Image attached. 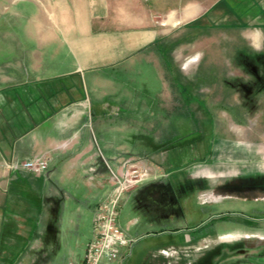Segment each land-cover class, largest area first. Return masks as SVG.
<instances>
[{
	"label": "rangeland",
	"instance_id": "obj_1",
	"mask_svg": "<svg viewBox=\"0 0 264 264\" xmlns=\"http://www.w3.org/2000/svg\"><path fill=\"white\" fill-rule=\"evenodd\" d=\"M40 7V0H0V68L7 73L13 71L18 58L40 59L42 51L38 75L76 68L75 50L70 45L42 47L36 29L43 19ZM205 26L196 22L166 31L160 44L139 53L145 58L81 72V86L87 87L92 103L96 99L108 102L103 135L97 115L89 117L95 131L94 146L101 147L115 170L110 155L119 147L123 153L130 145L140 146L133 142L144 134L148 136L141 139L145 138L143 146L148 149L151 137H159L157 142L165 149V155L160 154L164 162L159 178L162 183H172L176 195L170 218H160L149 206L137 202L139 193L122 197L118 221L133 241L122 249L127 257L112 264H202L209 258L213 264H264V199L257 194L258 189L264 191V158L256 153L264 147V76L255 72L253 47L241 32ZM222 33L224 46H211ZM18 65L24 81L36 77L30 64ZM238 69L246 73L240 74ZM95 73L111 77L106 86L97 87L107 95L94 93L90 75ZM170 87L178 93L185 90L183 103L169 105ZM104 140L108 141V152ZM56 163L59 174L51 182L65 196L60 222L62 246L57 258L63 264L70 258L81 264L93 231L92 206L101 189L95 179L69 178L65 167ZM217 169L226 172L219 181L204 180L201 186L188 181ZM191 172L195 173L190 177ZM47 187L40 181L41 195ZM211 187L219 191H209V200H203L205 188ZM244 189L257 197L245 196ZM220 216L227 221L215 223ZM129 222L132 225L128 227ZM221 241L226 245L223 254L207 255L212 250L209 248ZM6 242L0 264L29 263L24 246L33 243L32 238L23 239L14 249L8 248L10 240ZM39 261H43L42 255Z\"/></svg>",
	"mask_w": 264,
	"mask_h": 264
},
{
	"label": "crops",
	"instance_id": "obj_2",
	"mask_svg": "<svg viewBox=\"0 0 264 264\" xmlns=\"http://www.w3.org/2000/svg\"><path fill=\"white\" fill-rule=\"evenodd\" d=\"M40 3L45 22L41 20L36 29L43 40L42 47L70 45L75 50L77 66L67 73L38 75L37 65L43 63L42 51L40 59L33 56L18 58L14 69L9 67L12 72L0 68V254L7 239L10 240L8 248L14 249L21 246L23 239L32 238L33 243L24 246L26 256H30L28 264H63L57 257L62 246L60 222L65 196L51 182L53 176L59 174L60 165L56 162L65 167L69 178L86 176L88 180L98 181L101 193L92 206L94 216L96 206L109 197L130 164L141 167L147 181L139 182L124 195L139 193L137 202L142 204L147 196L153 197L154 192L146 196L142 190L159 179L164 162L160 154L165 155V149L157 142L159 137H151L152 147L147 149L143 144L148 135L142 134L133 142L140 146L130 145L124 155L119 147L117 154L110 155L116 164L114 170L101 147L94 146L95 131L89 121L95 113L103 135V128L108 124V102L96 99L92 103L88 93L86 95L87 87L81 86V72L143 58L140 54L144 49L160 44L162 37L174 29L200 22L215 31L241 32L253 47L256 58L252 57V65L258 70L255 72L264 76V0H153V4L149 0H40ZM222 35L210 45L224 46ZM22 63L30 64L36 76L28 77V82L21 76L18 64ZM238 72L246 73L242 69ZM90 78L94 93L107 95L97 87L106 86L111 77L95 73ZM62 79L64 81L59 83ZM163 80L166 83L165 78ZM174 88H168L169 105L183 103L185 90L178 93ZM104 143L108 152V141L104 140ZM257 150L256 153L264 158V147ZM43 156L48 159L45 172H34L20 165L25 160ZM217 171L221 173H215ZM209 172L200 176L202 183L209 179L210 182L219 181L226 173L222 169ZM40 181L48 186L44 195L39 191ZM166 184L169 186L170 182ZM205 189L202 193L205 201L209 200V191H219L216 187ZM244 190L245 196L257 197L256 193ZM257 194L264 199L263 190L258 189ZM213 198L218 199L217 196ZM131 225L129 222L128 227ZM40 255L43 261H39ZM70 259L68 264L79 263Z\"/></svg>",
	"mask_w": 264,
	"mask_h": 264
},
{
	"label": "built area",
	"instance_id": "obj_3",
	"mask_svg": "<svg viewBox=\"0 0 264 264\" xmlns=\"http://www.w3.org/2000/svg\"><path fill=\"white\" fill-rule=\"evenodd\" d=\"M20 165L34 172H45L48 169V159L44 156L37 157L25 160ZM146 177V172L141 167L128 165L109 197L96 206L92 236L86 245L81 264H112L128 255L123 254L122 249L129 248L133 240L119 224L120 204L124 194Z\"/></svg>",
	"mask_w": 264,
	"mask_h": 264
},
{
	"label": "flooded vegetation",
	"instance_id": "obj_4",
	"mask_svg": "<svg viewBox=\"0 0 264 264\" xmlns=\"http://www.w3.org/2000/svg\"><path fill=\"white\" fill-rule=\"evenodd\" d=\"M193 179L190 178V180L188 179L187 180L200 184L201 182L200 180L193 181ZM144 181L146 182L147 180H144ZM188 185L190 186L189 182H188ZM181 190L185 191V189H181ZM152 192H154L155 195L153 197H148L147 196L148 193H152ZM142 193H146V196H147L145 200L143 201V204H146L147 206H149V208L154 213H156L157 215H161L163 217H169L170 215L172 216L173 214L172 205L176 204V195H175V190L173 189L172 183H170L168 186L166 183H162L159 178L157 181H154L152 183L150 182L147 185H145L144 189L142 190ZM247 219H250V218H247ZM262 219H264V217ZM220 221H227V220H225L224 216L223 217L220 216V218H218L215 223L220 222ZM221 242L209 248L212 250L208 252L207 255H211V256H213L214 254H216L217 256L222 255L224 246L226 245L225 243L223 242L221 243ZM237 243L239 244V242ZM237 243H235V246L238 245ZM231 246H228V247H231ZM202 264H213V263L210 262V258H209L206 261L202 262Z\"/></svg>",
	"mask_w": 264,
	"mask_h": 264
},
{
	"label": "trees",
	"instance_id": "obj_5",
	"mask_svg": "<svg viewBox=\"0 0 264 264\" xmlns=\"http://www.w3.org/2000/svg\"><path fill=\"white\" fill-rule=\"evenodd\" d=\"M180 90V89H179ZM183 90V89H182Z\"/></svg>",
	"mask_w": 264,
	"mask_h": 264
}]
</instances>
